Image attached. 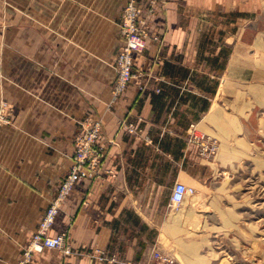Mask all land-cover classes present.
Here are the masks:
<instances>
[{
	"label": "crops",
	"instance_id": "0c3cea01",
	"mask_svg": "<svg viewBox=\"0 0 264 264\" xmlns=\"http://www.w3.org/2000/svg\"><path fill=\"white\" fill-rule=\"evenodd\" d=\"M127 1L0 0V104L11 118L0 126V264L21 260L87 118L102 124L104 170L74 184L49 230L66 231L72 253L44 249L27 264H134L153 249L170 253L157 234L172 227V186L202 177L194 136L233 148L223 122L229 107L243 109L236 90L247 86L235 79L246 62L236 61L232 14L246 1L154 0L149 12L150 0H137L148 26L133 64L142 78L113 100Z\"/></svg>",
	"mask_w": 264,
	"mask_h": 264
},
{
	"label": "rangeland",
	"instance_id": "374dc122",
	"mask_svg": "<svg viewBox=\"0 0 264 264\" xmlns=\"http://www.w3.org/2000/svg\"><path fill=\"white\" fill-rule=\"evenodd\" d=\"M245 1L232 14V29L242 54L236 61L246 62L235 79L247 87L236 90L243 92V109L229 107L231 120L223 122L233 148H221V137L204 136L216 148L203 154L197 148L202 177L185 184L191 192L171 205V229L157 234L181 264H264V0ZM168 191L159 188L161 195Z\"/></svg>",
	"mask_w": 264,
	"mask_h": 264
},
{
	"label": "built area",
	"instance_id": "2783aa9c",
	"mask_svg": "<svg viewBox=\"0 0 264 264\" xmlns=\"http://www.w3.org/2000/svg\"><path fill=\"white\" fill-rule=\"evenodd\" d=\"M149 4V12H152L154 0H150ZM119 34L122 37L123 44L117 54L114 66L116 77L112 86L113 100H116L123 93L128 84L142 78L139 72L133 70V64L134 57L145 49L148 38V26L137 0H128L125 4L120 15ZM145 86L146 82L139 84L140 89ZM10 123L11 118L8 113V106L6 102H1L0 126ZM101 127L100 120L90 118L80 123L79 130L74 138V152L71 156V166L61 180L54 199L50 202L30 242L24 249L22 258L18 264H27L34 252H41L44 249L59 250L64 256L72 253L67 243V232L63 231L56 235H50L49 230L55 220L59 205L70 193L74 184L81 180L98 178L102 174L104 170V152L98 143ZM120 127L130 134L135 133V128L131 123L122 121ZM194 139H197L201 154L203 152H213L216 148L215 143H209L204 139V136H194ZM189 192H191L190 187L181 182H176L170 191V205L181 204ZM134 264L181 263L173 254L153 249L150 252L148 261Z\"/></svg>",
	"mask_w": 264,
	"mask_h": 264
},
{
	"label": "bare ground",
	"instance_id": "6f19581e",
	"mask_svg": "<svg viewBox=\"0 0 264 264\" xmlns=\"http://www.w3.org/2000/svg\"><path fill=\"white\" fill-rule=\"evenodd\" d=\"M190 206H191V205H190ZM189 212H190V211H189ZM190 214H191V213H190ZM184 216H185V215H184ZM187 216H188V214H187ZM187 216H186V217H187ZM188 218H189V216H188Z\"/></svg>",
	"mask_w": 264,
	"mask_h": 264
}]
</instances>
